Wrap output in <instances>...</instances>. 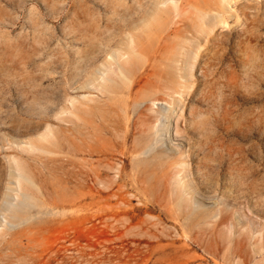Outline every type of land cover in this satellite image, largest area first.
<instances>
[{
  "label": "rangeland",
  "instance_id": "1",
  "mask_svg": "<svg viewBox=\"0 0 264 264\" xmlns=\"http://www.w3.org/2000/svg\"><path fill=\"white\" fill-rule=\"evenodd\" d=\"M0 264H264V0H0Z\"/></svg>",
  "mask_w": 264,
  "mask_h": 264
},
{
  "label": "bare ground",
  "instance_id": "2",
  "mask_svg": "<svg viewBox=\"0 0 264 264\" xmlns=\"http://www.w3.org/2000/svg\"><path fill=\"white\" fill-rule=\"evenodd\" d=\"M140 48V47H139ZM139 48H127V49H125L123 52H122V55L121 56H125V55H127V62L125 63V64H123V66L121 67V65H120V69H124L123 70V72H124V74L126 73V72H128V73H130V75H135L136 76V78L137 77H143V75L144 76H150V74L147 72L148 70H147V64H150V65H152V63L153 62H155V64H156V61L158 60V59H160V60H162V61H166V60H168V55H167V52H163V51H161V50H149L148 48V50L147 49H139ZM157 49V48H156ZM169 55H172V54H170L169 53ZM174 55V54H173ZM148 60H146L145 58ZM177 57V56H176ZM143 58L148 62H146L145 60H143ZM170 58V57H169ZM178 58V57H177ZM177 58H176V60H177ZM114 59V58H113ZM144 61V62H142V61ZM161 61V62H162ZM174 61V60H173ZM146 62V63H145ZM132 64V68L131 67H127L126 66V64ZM158 63V62H157ZM154 64V63H153ZM155 64L153 65V69H154V74H152V75H155V74H157L156 73V71H155ZM165 64V63H164ZM167 64H168V62H167ZM169 65H171V64H169ZM174 66H176V65H174ZM151 67V66H150ZM160 67V66H159ZM110 68H111V66H110ZM158 68V67H157ZM174 68V67H173ZM152 69V70H153ZM169 71H171V70H169ZM167 74H169V73H167ZM148 78V77H147ZM138 79V78H137ZM143 79V78H142ZM139 81V80H138Z\"/></svg>",
  "mask_w": 264,
  "mask_h": 264
}]
</instances>
